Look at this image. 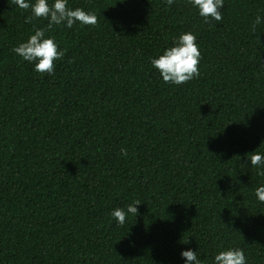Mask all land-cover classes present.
<instances>
[{"label": "trees", "instance_id": "trees-1", "mask_svg": "<svg viewBox=\"0 0 264 264\" xmlns=\"http://www.w3.org/2000/svg\"><path fill=\"white\" fill-rule=\"evenodd\" d=\"M67 7L97 24L48 30L0 0V264H264V0H224L219 22L190 0ZM36 29L65 53L51 75L13 51ZM187 32L200 74L165 83L151 60Z\"/></svg>", "mask_w": 264, "mask_h": 264}, {"label": "clouds", "instance_id": "clouds-1", "mask_svg": "<svg viewBox=\"0 0 264 264\" xmlns=\"http://www.w3.org/2000/svg\"><path fill=\"white\" fill-rule=\"evenodd\" d=\"M22 10L31 9V15L25 18V23H32L34 19L43 18L48 20L47 29L51 30L54 25L65 24L71 28L76 22L83 25H96L97 15L92 12H85L80 8L75 10L67 7V0H54L50 6L48 0H35L34 4L26 0H12ZM193 6L199 9V15L205 19L209 18L219 22L222 20L220 9L224 6V0H190ZM168 5H172L174 0H166ZM262 23V18L257 16L253 23V32L256 25ZM196 36L192 32L180 35L176 46L168 48L159 58L151 60L152 65L160 72L163 81L168 84L181 85L191 81L199 76V63L201 53L196 43ZM13 51L25 61H35V70L39 73L53 74L55 70L54 61L60 60L64 56V51L58 49L54 38H45V29H36L35 34L29 39L15 47ZM121 155L127 156V149H121ZM249 155V154H248ZM252 166L264 165V155L253 152L250 155ZM264 175V170L258 173ZM256 196L259 201L264 202V186L256 189ZM139 200L123 208L115 209L111 215L123 226L126 217L130 213L133 216L138 215L137 205ZM182 257L185 258V264H202L197 251L191 249L183 251ZM214 264H246V256L242 249H229L219 252L214 257Z\"/></svg>", "mask_w": 264, "mask_h": 264}]
</instances>
